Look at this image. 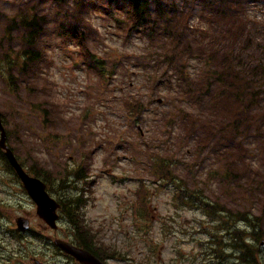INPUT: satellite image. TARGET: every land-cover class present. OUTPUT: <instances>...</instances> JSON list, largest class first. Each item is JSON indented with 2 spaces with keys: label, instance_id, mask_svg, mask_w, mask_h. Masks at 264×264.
I'll return each instance as SVG.
<instances>
[{
  "label": "rangeland",
  "instance_id": "obj_1",
  "mask_svg": "<svg viewBox=\"0 0 264 264\" xmlns=\"http://www.w3.org/2000/svg\"><path fill=\"white\" fill-rule=\"evenodd\" d=\"M170 1L171 14H153L156 22L134 27L129 35L125 6L117 2L0 0V60L21 50V35L7 27L26 4L42 26L37 68L16 74L14 85L0 73L9 144L27 168L50 172L58 191L50 192L54 198L83 194L80 218L89 240L109 257L107 249L117 250L108 264H241L229 245L240 242L241 235L232 239L234 229L260 251L264 264V0H223L239 18L238 34L226 31L204 0ZM65 14L78 19L72 25L82 27L89 50L104 62L105 78L87 65L76 35L57 30ZM175 14L173 23L185 20L179 45L166 30ZM163 54L184 67L189 85ZM218 67L237 76L229 80L237 88L230 100L217 103L222 85L199 89L203 76ZM128 102L142 107L130 111ZM189 117L212 133L221 131L219 136L206 135L199 125L188 130ZM235 123L240 127L234 137L220 138L232 137ZM155 157L171 165L173 180L167 184L155 181ZM79 165L83 180L72 174ZM142 183L149 192L145 212L135 203ZM63 185L68 187L62 192ZM177 186L199 205L184 204ZM201 201L228 219L209 215ZM59 214L55 232L37 216L0 155V264H33L36 258L67 264L52 243L55 236L70 242L77 237ZM245 215L254 226L239 220ZM21 216L31 220L28 234L17 228ZM255 234L262 237L257 241Z\"/></svg>",
  "mask_w": 264,
  "mask_h": 264
},
{
  "label": "trees",
  "instance_id": "obj_2",
  "mask_svg": "<svg viewBox=\"0 0 264 264\" xmlns=\"http://www.w3.org/2000/svg\"><path fill=\"white\" fill-rule=\"evenodd\" d=\"M56 3H60L62 0H53ZM117 2L118 4H123L125 6V11L128 16V20L130 23V28L128 30V34L131 33L132 29L134 27H141L149 25L152 21L155 19H151V16L153 14L158 16L165 15L167 13H172L173 6L170 3V0H167V3L164 4L162 0H108V3L111 5L112 3ZM204 3L206 5L210 4L213 7H209L213 11L214 17H218V19L225 22L227 26V30H230V33L234 30L235 34H238L239 28L237 25V22L239 21V18L237 17L236 13H233V10L230 6L227 5V1L223 2L216 1L214 4L213 0H204ZM237 7V6H236ZM152 9V10H151ZM35 9L33 7H30V4H26L24 8L18 12V15L11 18L9 22V28L7 29L11 31L14 29L16 32H18L21 35V50L16 54L15 57H11L8 54H5L1 60H0V73L3 74V78L6 82H11L13 85L15 84V76L16 74L24 75L26 73H29V71L35 70L41 61V52L37 47L36 40L38 38L39 30L41 29V19L37 16V13L34 12ZM177 18V14L173 16L172 19H170V23L167 25L166 30L169 33L170 39L172 44H181L180 42L183 40V34H181L180 30L178 29L181 24L185 21H177L174 22ZM78 22V19L76 17H69L67 14L63 16V18L59 21L57 25V30L61 33L62 36L65 35H76L75 38L82 50V56L85 59L87 65L94 70H97L99 74L105 78V72H104V62L100 61L96 55H94L88 48V44L86 42V36L82 32V27H73V22ZM156 22V20H155ZM43 24V22H42ZM154 24V23H153ZM229 32V31H228ZM227 32V33H228ZM188 45L186 44V48ZM177 50V49H176ZM164 57L163 61H166L171 66H176L177 70L176 72L181 77V79L189 85L188 78L186 76V73L184 72L183 68L180 63H176L173 57H170L166 54H163ZM158 62H162L161 59L158 60ZM231 79H237V76L234 73H227L225 70L218 67V70L210 71L206 75L203 76V82L204 85H201L200 91L208 90V87H211L214 83V85H222L223 89L218 93V96L215 98V101L218 103L222 100H230L231 98V92L234 88H237V82L236 81H229ZM234 87V88H232ZM128 104L132 107L129 108L130 111H132L133 106L134 110L138 111L142 106L141 104ZM86 117V115L84 116ZM185 118V117H184ZM5 119V117H4ZM187 119V117L185 118ZM188 122L189 129L195 131L197 125L201 129H207L206 135L210 136H219L221 131L214 130L212 133V129L208 128V126L201 120H196V118L191 119L190 117L186 121ZM239 124L234 125V129L231 136H223L220 135V138H224L225 140H229L234 137V134L236 130L240 127ZM0 155L3 161L6 163V166L13 171L10 164L8 163L4 153L0 150ZM21 164L26 167V163L24 161H20ZM169 161L165 160L162 157H155L154 162L151 165L152 172L155 176V181L160 184H167V181H172V171H171V165L169 166ZM82 165H79L77 168H75L72 171V174L75 175V177L78 180H83L85 177L80 176ZM29 172L34 175L35 177L41 178L48 184V190L50 192L56 193L57 186L56 183L52 180L50 177V172L46 171L42 167L38 169L37 166H31L28 168ZM229 170V169H228ZM230 172L231 169H230ZM70 175V174H68ZM65 182V180H62ZM68 186H61V191L63 192V189H65ZM147 186L145 183H142L139 186V189L137 191V204H139L142 207V211H146L147 209V200L149 197V192L146 189ZM179 191H182L181 186H177L176 188ZM179 191H177L176 195H178L179 199L186 205L196 207V201L194 200L192 194L184 193L182 191V194H179ZM61 204H62V213L63 215L70 221L71 224H73L75 231L78 235H84L85 241H88V236L90 231L86 229L81 222L80 213L82 208L84 207V202L81 197H73L72 200L66 199L64 197L59 198ZM200 207H202L206 213H208L211 216L215 217H221L223 221L228 219L225 214H223V210L218 209L215 206H212L208 202H202L200 204ZM239 220L246 225L248 224L250 227L254 226L255 224L250 220L248 216H240ZM233 236L232 239H237L240 235L243 237V232L234 229L233 230ZM92 238V236H89ZM239 237L240 242L234 244V242L230 245V248L236 251L238 253L237 260L241 262V264H259V256L260 251L257 250L255 247L246 244L244 242V239ZM262 237V234H255V239L258 241ZM233 241V240H232ZM107 251H111L112 254L110 257H113L117 254V250L114 249H107Z\"/></svg>",
  "mask_w": 264,
  "mask_h": 264
},
{
  "label": "water",
  "instance_id": "obj_3",
  "mask_svg": "<svg viewBox=\"0 0 264 264\" xmlns=\"http://www.w3.org/2000/svg\"><path fill=\"white\" fill-rule=\"evenodd\" d=\"M8 135L5 129L2 113L0 112V149L5 152V156L8 159L11 166L14 168L19 178L23 182L25 189L27 190L31 199L37 205V215L52 229H58V210L61 208L54 198H52L47 192L46 184L35 177L30 176L22 167L18 159L16 158L13 150L7 143ZM17 226L20 230H29L30 221L28 218L20 217L17 219ZM55 245L63 250L65 253L72 255L78 261L84 264H105L99 258L94 256L89 251L75 247L73 244L57 239ZM264 246V241L262 243ZM34 264H43L39 260H35Z\"/></svg>",
  "mask_w": 264,
  "mask_h": 264
},
{
  "label": "flooded vegetation",
  "instance_id": "obj_4",
  "mask_svg": "<svg viewBox=\"0 0 264 264\" xmlns=\"http://www.w3.org/2000/svg\"><path fill=\"white\" fill-rule=\"evenodd\" d=\"M58 232V231H57ZM28 234V233H26ZM56 238L54 239L52 245L55 246V241L57 240L58 236H55ZM76 240L74 242H71L74 246L78 247V248H81V249H84V250H87L89 251L90 253H92L94 256L98 257L101 261H103L104 263L108 264V260L111 259V257H109L105 252L103 253V250L102 248H98L94 245V243L90 240L88 241H85L84 237L82 236H76ZM56 247V246H55ZM57 248V247H56ZM58 250H60L59 248H57ZM61 251V250H60ZM62 256L66 257L67 260H66V263L69 264V260L73 263V264H82L80 263L78 260H76L74 257L70 256V255H67V254H64L62 251L61 253ZM38 259V258H36ZM40 260V259H39ZM42 261V260H40ZM44 264H48L44 261H42Z\"/></svg>",
  "mask_w": 264,
  "mask_h": 264
}]
</instances>
